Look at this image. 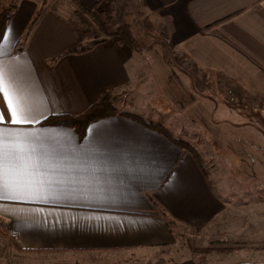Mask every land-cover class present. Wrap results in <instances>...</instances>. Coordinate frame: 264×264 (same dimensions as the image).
<instances>
[{
    "label": "crops",
    "instance_id": "obj_1",
    "mask_svg": "<svg viewBox=\"0 0 264 264\" xmlns=\"http://www.w3.org/2000/svg\"><path fill=\"white\" fill-rule=\"evenodd\" d=\"M97 1L81 0L89 7ZM101 3L112 6L109 0ZM15 4L5 28L11 39L1 40L18 69L14 87L30 107L45 118L78 114L103 91L135 81L136 102H124L130 108L121 111L144 117L157 97L168 99L177 115L200 124L195 139L181 136L188 127L181 119L145 118L196 143L208 160L202 169L188 150L122 114L91 123L81 137L68 126L41 124L39 115L35 124L0 125L48 137L45 150L53 161L99 149L118 153L122 164L100 183L88 173L65 172L53 177L50 194L42 198L0 199V219L20 264H33L31 259L45 252L81 261L80 255L92 256L103 263L146 258L159 264L162 259L167 264H264V182L248 179L251 174L264 178V166L256 163L258 156L264 160V131L256 119L264 113V0H140L143 26L155 36L148 33L146 39L162 49L149 59L131 42L132 36H142L129 29L134 20L116 40L104 37L86 52L52 60L87 37L89 29L48 10L24 41L39 2ZM193 83L230 106H198ZM6 107L0 94V111ZM171 216L175 219L168 224ZM181 228L217 247L200 259V251L179 257L174 243Z\"/></svg>",
    "mask_w": 264,
    "mask_h": 264
},
{
    "label": "snow or ice",
    "instance_id": "obj_2",
    "mask_svg": "<svg viewBox=\"0 0 264 264\" xmlns=\"http://www.w3.org/2000/svg\"><path fill=\"white\" fill-rule=\"evenodd\" d=\"M0 35L3 40L11 39L10 30ZM0 57H4L0 58V94L7 104L6 109L0 111V125L35 124L37 115L44 119L43 114L30 107L14 87L18 69L2 40ZM5 114L9 117L7 121ZM47 140L42 133L0 127V199L42 198L50 194L48 188L54 182L53 177L65 172L88 173L95 183H100L102 176L121 169L118 153L99 149L58 156L53 161L45 150Z\"/></svg>",
    "mask_w": 264,
    "mask_h": 264
},
{
    "label": "rangeland",
    "instance_id": "obj_3",
    "mask_svg": "<svg viewBox=\"0 0 264 264\" xmlns=\"http://www.w3.org/2000/svg\"><path fill=\"white\" fill-rule=\"evenodd\" d=\"M12 1L15 2V0H12ZM102 1H105V0L99 1L100 4L98 8L94 7L95 4L91 7L84 4L88 9H92L93 13L95 14V17L97 20L95 21V27L97 28V33L89 30L90 32L89 35L87 37H83L82 39L83 41L91 40L92 37L95 36L96 34L97 36L99 35L101 37H109V38H112L113 40H116L118 39V36L121 34V32L124 31L123 29L124 25L128 23L131 24V22L135 20L133 26L131 25L130 28L128 26V28L131 30L132 34L136 35V29H137L138 32H140V34L142 35V36L139 35L138 37L137 35L135 37L132 36L131 42L132 44H135L136 46H138L136 47L138 49L137 51L139 50L143 51V57L149 59V57L153 56V53H157L162 50V49L160 50L159 47L155 45L156 41L151 43L152 40L146 39L148 38L147 37L148 33L150 34L152 38H154L155 36H153L152 32L150 31L147 32L148 26L147 27L143 26V24H145L146 21L145 19L140 17L138 13V6H139L140 0H109L110 2L112 1V6H107L106 3H101ZM38 2L39 4H42V7L45 9V12L48 10L50 11L55 10L60 14L62 13L66 15L71 20L79 21L74 14V12L77 9V5L72 0H38ZM104 9L113 10L112 15L114 17V21L110 24L104 23L105 16L101 12V10H104ZM114 23H116V25H114ZM104 25L107 26V28H105ZM110 29H113L115 32H110ZM163 51H164L162 52L163 55L165 56L168 55L167 48L164 47ZM160 81H161V84L164 82L163 79L162 80L160 79ZM193 87L198 90L200 88L199 86L198 88H196L195 83H193ZM164 88H165V83H163L161 86V89H164ZM197 94H198V97L200 98L199 99L200 105L198 106H230L229 102L223 100L220 96L217 97L218 98L217 99L216 96L213 94V92L207 90V88L203 91L199 90ZM136 97L137 95L135 93V81H134L133 87H131V89L127 87H123V89L119 91V99L117 103L119 109L122 110V109L130 108L129 106H124V102L125 104L126 102L135 103ZM155 103L161 104V106H156L157 104L152 105V106H146L147 109L143 110V112H145V110L148 111V113L146 112L144 114L145 116H148V119L155 117L157 119H162L164 121L166 120L167 122H172L174 120L175 122H177V119H181L182 122H185L186 125L188 126L187 130L184 132L185 134H181V136L184 138L189 137L191 139L196 138L193 132H195L194 130L200 131L201 129L200 128L201 126H199L200 124L196 123L195 125V123L191 120L185 121V118L182 115V113L181 115H177L178 113L170 106L168 99L164 97H157ZM169 119H171V121ZM256 119L258 120V124H260L258 125V128L264 131V113L258 112ZM182 125L185 126L184 123H182ZM187 142L192 144L196 149L198 148L196 143H193L190 141H187ZM197 150H199V148ZM200 154L202 155L203 159L206 161L207 158H204L202 153ZM259 158L260 157L258 156V161L256 163H258L259 167L263 168L264 160L262 159L260 160ZM246 165H247L246 161L242 162V166H246ZM248 179H250L251 182H257V181L264 182V178L262 177L259 178L252 174L248 176ZM259 210L260 209H257L256 211L258 214H259L258 212ZM177 231H178L177 232V242L174 243V246L176 247V250L179 253V257H186L187 254L189 255L191 252H193L194 254H197V252L200 251L199 253H204V254L199 256L198 258L196 257L197 255H195V258L200 259V257L208 255L207 251H214L215 248L217 247L215 243H207L204 241L202 243L200 239L197 240L196 237L193 238V233L188 228H181ZM200 235L203 238L204 237L207 238L203 232H201ZM207 240H209V238H207ZM175 252L172 251V254ZM16 257L12 254V244H11L10 235L7 231L6 223L2 219H0V264H20L21 262H23L21 259H19V257L18 258ZM82 257L84 260L81 261V260H78V258L72 254H63V253H58V252H50V253L45 252V253H38L37 258L34 257L35 259H31V262L33 264H159V263H156L154 259L147 262L146 258H142V259L141 258H129V259H121L119 261H114L113 263H110V262L103 263L98 260L97 261L94 260L92 256H81V255L79 256V258H82ZM173 257L176 258L177 256H173ZM160 264H167V263L165 259H162V261H160Z\"/></svg>",
    "mask_w": 264,
    "mask_h": 264
},
{
    "label": "trees",
    "instance_id": "obj_4",
    "mask_svg": "<svg viewBox=\"0 0 264 264\" xmlns=\"http://www.w3.org/2000/svg\"><path fill=\"white\" fill-rule=\"evenodd\" d=\"M76 5L77 9L74 12L77 19L86 25L90 31L97 33V28L95 27L96 17L92 9H88L80 0H72ZM100 2L95 3V8L99 7ZM16 10V4L12 0H2L0 8V34L5 31L8 21L13 16ZM55 11V10H54ZM112 9H104L101 12L105 16V24H110L114 21L112 15ZM56 12V11H55ZM45 9L42 7V4L38 5V8L30 22L26 34L22 40H26L29 36L35 25L38 23L40 18L44 15ZM57 13V12H56ZM59 15V14H58ZM61 16V15H59ZM89 16V17H87ZM92 19V20H91ZM94 21V22H92ZM2 35H0V40ZM83 38H79L74 44L64 48L60 52L56 53L51 57L52 60H55L63 55L71 53H82L94 48L97 44L104 42L105 38L101 36L92 37L89 41H83ZM127 88L133 87V82L128 83ZM123 88H114L110 90H105L101 93L99 99L92 103L88 108L78 114H52L43 119L40 123L44 125H57V126H68L73 128L76 133L81 137L85 133L88 126L105 117H109L115 114H122L136 119L141 124L157 131L158 133L165 136L170 141L174 142L183 149L188 150L203 169L205 165V160L203 159L200 152L189 142L175 136L169 127L164 125L162 122H155L153 120H147L142 115L135 114L132 112L121 111L118 107L119 91ZM175 218L173 216L167 218L168 224H170ZM186 223V222H185ZM187 224V223H186Z\"/></svg>",
    "mask_w": 264,
    "mask_h": 264
}]
</instances>
